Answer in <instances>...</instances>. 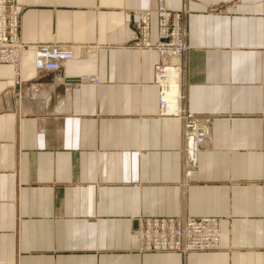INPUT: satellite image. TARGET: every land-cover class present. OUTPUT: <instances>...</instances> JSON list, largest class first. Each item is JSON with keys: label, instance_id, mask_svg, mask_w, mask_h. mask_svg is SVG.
Returning a JSON list of instances; mask_svg holds the SVG:
<instances>
[{"label": "crops", "instance_id": "0c3cea01", "mask_svg": "<svg viewBox=\"0 0 264 264\" xmlns=\"http://www.w3.org/2000/svg\"><path fill=\"white\" fill-rule=\"evenodd\" d=\"M15 3L26 48L18 84L0 64V264H264V0L164 1L183 14V105L212 120L186 186L159 56L127 47L141 11L158 39L157 0ZM51 43L75 59L37 72L34 47ZM184 216L218 218L222 249L139 251L138 219Z\"/></svg>", "mask_w": 264, "mask_h": 264}, {"label": "built area", "instance_id": "2783aa9c", "mask_svg": "<svg viewBox=\"0 0 264 264\" xmlns=\"http://www.w3.org/2000/svg\"><path fill=\"white\" fill-rule=\"evenodd\" d=\"M165 0H157L155 13L159 18V36L150 40L152 12L141 11L136 16L128 48L154 50L159 63L154 68V84L158 89V114L162 118L180 121L183 142L182 184L190 183L198 171V158L207 141L212 126L209 117L188 112L184 107L181 80L184 73V58L188 45L184 39L182 14L171 12L164 6ZM26 46L20 40V10L15 0H0V64L14 70V82H20L22 53ZM90 54L95 48H82ZM75 59V48L59 44H38L34 47L33 67L37 72H55L68 61ZM80 82L92 86L98 84L95 76H80ZM178 85L177 91L168 98L169 88ZM264 107V96H263ZM135 234L139 251L146 253H178L186 255L197 252H216L222 249L221 222L215 217L140 218Z\"/></svg>", "mask_w": 264, "mask_h": 264}, {"label": "bare ground", "instance_id": "6f19581e", "mask_svg": "<svg viewBox=\"0 0 264 264\" xmlns=\"http://www.w3.org/2000/svg\"><path fill=\"white\" fill-rule=\"evenodd\" d=\"M92 54V53H91ZM46 72V71H45ZM48 72V71H47ZM177 87H178V85L177 84H175L174 82H173V84L170 86V88H169V94H168V98H171L173 95H174V93H175V91H177ZM135 233V232H134Z\"/></svg>", "mask_w": 264, "mask_h": 264}, {"label": "rangeland", "instance_id": "374dc122", "mask_svg": "<svg viewBox=\"0 0 264 264\" xmlns=\"http://www.w3.org/2000/svg\"><path fill=\"white\" fill-rule=\"evenodd\" d=\"M182 14V13H181ZM182 18H183V14H182ZM135 21H136V18H135V20L133 21V23H132V28H133V26H134V23H135ZM182 25H183V19H182ZM129 43V42H128ZM127 46H128V44H127ZM189 48V47H188ZM132 49V48H131ZM135 50V49H134ZM157 53V52H156ZM188 53V52H187ZM182 88V87H181ZM196 115V114H195ZM184 217H186V216H184ZM193 217V216H192ZM145 218H164V217H145ZM166 218H169V217H166ZM175 218H177V217H175ZM179 218H183V217H179Z\"/></svg>", "mask_w": 264, "mask_h": 264}]
</instances>
